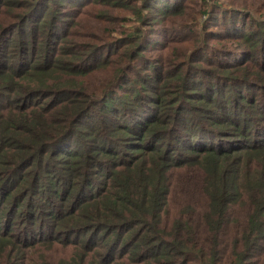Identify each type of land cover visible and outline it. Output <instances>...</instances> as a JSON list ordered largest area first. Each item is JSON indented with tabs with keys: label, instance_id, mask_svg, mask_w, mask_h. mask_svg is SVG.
<instances>
[{
	"label": "trees",
	"instance_id": "1",
	"mask_svg": "<svg viewBox=\"0 0 264 264\" xmlns=\"http://www.w3.org/2000/svg\"><path fill=\"white\" fill-rule=\"evenodd\" d=\"M0 264H264V0H0Z\"/></svg>",
	"mask_w": 264,
	"mask_h": 264
},
{
	"label": "rangeland",
	"instance_id": "2",
	"mask_svg": "<svg viewBox=\"0 0 264 264\" xmlns=\"http://www.w3.org/2000/svg\"><path fill=\"white\" fill-rule=\"evenodd\" d=\"M175 1H177V0H175ZM188 2H190V0H188ZM80 8H82V9L86 8L88 13L92 12L93 14L98 15V13H100V10H102L103 7L98 6V5H90L87 3H83ZM115 13L116 14H123V15L127 14L126 11H124V10H119V11H116ZM83 16H86V15H84V14L79 15L76 18H81ZM129 16L132 17L131 14ZM118 24L119 23L117 21L116 25H118ZM181 32L185 33V31H179V34ZM116 34H118V33H116ZM151 38H152V40L157 41L155 50L150 51V53H152V54H155L153 52H158L160 50H161L160 53H162V50L165 48L170 49L173 46L175 40H179L178 32L175 29H173V27L171 25H169V21H166L164 23V25H162L160 28L158 27V32L154 33Z\"/></svg>",
	"mask_w": 264,
	"mask_h": 264
}]
</instances>
